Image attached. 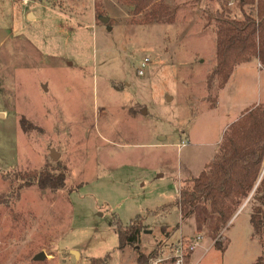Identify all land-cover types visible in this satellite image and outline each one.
I'll return each mask as SVG.
<instances>
[{
    "label": "rangeland",
    "instance_id": "374dc122",
    "mask_svg": "<svg viewBox=\"0 0 264 264\" xmlns=\"http://www.w3.org/2000/svg\"><path fill=\"white\" fill-rule=\"evenodd\" d=\"M160 3L168 14L146 24L123 0H0V264L106 255L105 264H137L138 254L142 264H176L179 246L181 264L261 256L248 197L217 230L207 202L184 218L172 205L187 176L216 159L228 125L264 106V68L253 59L235 67L225 89L206 83L215 41L205 14L241 19L242 10L238 0ZM40 171L64 173L62 190L40 189ZM155 211L138 243L118 249L113 218L127 226ZM162 225L178 229L165 238ZM40 252L46 258L34 262Z\"/></svg>",
    "mask_w": 264,
    "mask_h": 264
},
{
    "label": "trees",
    "instance_id": "16d2710c",
    "mask_svg": "<svg viewBox=\"0 0 264 264\" xmlns=\"http://www.w3.org/2000/svg\"><path fill=\"white\" fill-rule=\"evenodd\" d=\"M123 1L132 9L133 15L144 13L146 24L159 21L168 14L160 0ZM199 1L194 0L195 3ZM238 7L242 10L241 19L229 17L220 11L205 14V25L212 29L215 41L214 64L206 76L208 87L216 80L217 88L224 89L234 68L251 59L264 68V0H238ZM243 7L248 8V11ZM222 137L216 159L197 178L182 185L179 197L172 205L184 218L192 213L198 202H207L209 213L216 217L217 230L218 226L225 227L230 222L248 197L255 204L249 213L250 226L259 235L262 248L261 256L253 264H264V213H261L264 208V175L259 180L264 163V106L246 110L228 126ZM18 177L26 181L22 175ZM36 182L40 189L53 194L62 190L65 175L40 171ZM16 193L15 200L18 199L19 190ZM166 207L159 210L163 211ZM159 213L150 212L147 217L137 215L127 226L113 218L118 249L135 246L145 229L146 218L153 217L156 220L155 216ZM166 229L167 226H160V233L165 238L173 234L178 226L172 227L169 232ZM143 258L142 254H138L136 263L142 264ZM109 260L110 256L106 255L103 259L90 260L89 264H105Z\"/></svg>",
    "mask_w": 264,
    "mask_h": 264
},
{
    "label": "built area",
    "instance_id": "2783aa9c",
    "mask_svg": "<svg viewBox=\"0 0 264 264\" xmlns=\"http://www.w3.org/2000/svg\"><path fill=\"white\" fill-rule=\"evenodd\" d=\"M20 3H21L22 5H24V6H26V5L29 3V0H20ZM148 62H149V59L146 58V59L141 63V68H138V69H137V74H138V75H140V76L143 75V70H142V69H144V68L146 67V65H147ZM200 239H201V238H200V236H199V238H196V241H194L193 243L189 242L188 245L185 246V247H187V249H188L190 252L196 250L195 248L198 246V243H199ZM177 253H179V254H176V256H177L176 264H181V253H182V251L180 250V246H179V248L177 249ZM161 262H162V260L159 259V260H156V261L151 262L150 264H160Z\"/></svg>",
    "mask_w": 264,
    "mask_h": 264
},
{
    "label": "crops",
    "instance_id": "0c3cea01",
    "mask_svg": "<svg viewBox=\"0 0 264 264\" xmlns=\"http://www.w3.org/2000/svg\"><path fill=\"white\" fill-rule=\"evenodd\" d=\"M249 63V62H248ZM234 70H235V68H234ZM233 70V71H234ZM234 73V72H233ZM232 73V74H233ZM230 79V78H229ZM229 81V80H228ZM227 81V82H228ZM227 85V84H226ZM225 85V86H226ZM225 89V88H224ZM223 90V89H222ZM229 126V125H228ZM228 128V127H227ZM226 128V129H227ZM226 131V130H225ZM222 137V136H221ZM222 140V139H221ZM221 140L220 141H218V142H216V144H215V146H213L214 147V150H213V152H211V156H213V155H217V149H218V146H219V144H220V142H221ZM213 160V159H212ZM211 160V161H212ZM211 161H208V162H206V163H204L200 168L202 169L201 170V172L203 171V170H205V168H206V166H208V164H209V162H211ZM208 163V164H207ZM199 175V174H198ZM187 177H189V178H191V179H193V176H191L190 174H189V176H187ZM240 213H237L236 215H234V217L232 218V220H231V222L236 218V217H238L237 215H239ZM230 222V223H231ZM181 236H186V237H189V234H185V235H181ZM72 252V251H71Z\"/></svg>",
    "mask_w": 264,
    "mask_h": 264
},
{
    "label": "water",
    "instance_id": "95a60500",
    "mask_svg": "<svg viewBox=\"0 0 264 264\" xmlns=\"http://www.w3.org/2000/svg\"><path fill=\"white\" fill-rule=\"evenodd\" d=\"M98 21L101 22L102 24H106V23H108L109 19L106 18V17H99V18H98ZM257 185H258V183H257ZM256 187H257V186H256ZM256 187H255V188H256ZM255 188H254V190H255ZM254 190H253V191H254ZM71 253H73L75 256L78 254V253L75 252V251H72ZM45 258H46V255H45L44 253L40 252L38 255H36V256L33 258V261H34V262H39V261L44 260Z\"/></svg>",
    "mask_w": 264,
    "mask_h": 264
}]
</instances>
